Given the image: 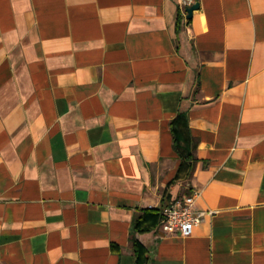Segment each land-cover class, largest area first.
I'll return each instance as SVG.
<instances>
[{
  "label": "crops",
  "instance_id": "1",
  "mask_svg": "<svg viewBox=\"0 0 264 264\" xmlns=\"http://www.w3.org/2000/svg\"><path fill=\"white\" fill-rule=\"evenodd\" d=\"M195 1L0 0V264H264V0Z\"/></svg>",
  "mask_w": 264,
  "mask_h": 264
},
{
  "label": "built area",
  "instance_id": "2",
  "mask_svg": "<svg viewBox=\"0 0 264 264\" xmlns=\"http://www.w3.org/2000/svg\"><path fill=\"white\" fill-rule=\"evenodd\" d=\"M195 0H179V10L186 18V9L195 4ZM213 212L195 209V195L191 194L175 199L162 212L159 230L166 235L189 237L196 226L204 222Z\"/></svg>",
  "mask_w": 264,
  "mask_h": 264
},
{
  "label": "trees",
  "instance_id": "3",
  "mask_svg": "<svg viewBox=\"0 0 264 264\" xmlns=\"http://www.w3.org/2000/svg\"><path fill=\"white\" fill-rule=\"evenodd\" d=\"M190 21L191 20H187L182 15L181 11L178 9L176 21H175V32H176V34H178L180 32L182 27H185L186 25H188L190 23ZM133 226H134V222H133ZM132 242H133V246H135L137 248V243H136V241H134V238H133Z\"/></svg>",
  "mask_w": 264,
  "mask_h": 264
},
{
  "label": "water",
  "instance_id": "4",
  "mask_svg": "<svg viewBox=\"0 0 264 264\" xmlns=\"http://www.w3.org/2000/svg\"><path fill=\"white\" fill-rule=\"evenodd\" d=\"M200 8V4L196 2L186 9V19L191 20L193 18L194 11H197Z\"/></svg>",
  "mask_w": 264,
  "mask_h": 264
}]
</instances>
